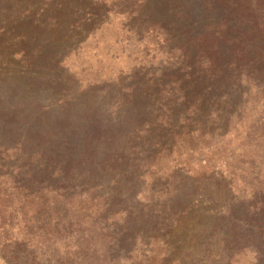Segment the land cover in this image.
I'll return each instance as SVG.
<instances>
[{"label":"rangeland","instance_id":"obj_1","mask_svg":"<svg viewBox=\"0 0 264 264\" xmlns=\"http://www.w3.org/2000/svg\"><path fill=\"white\" fill-rule=\"evenodd\" d=\"M166 1L0 0V264H264V40Z\"/></svg>","mask_w":264,"mask_h":264},{"label":"trees","instance_id":"obj_2","mask_svg":"<svg viewBox=\"0 0 264 264\" xmlns=\"http://www.w3.org/2000/svg\"><path fill=\"white\" fill-rule=\"evenodd\" d=\"M168 1H166L165 19L157 20L155 27L162 31L170 42L175 39L174 42L177 44L173 43L183 51L186 58H198L200 46L207 40L210 43L214 40L213 45L216 42L211 48L212 54L215 55L214 52L218 50V44L221 43L229 26L222 21L226 16L235 20L233 26L229 27L230 33L237 30L255 32L261 35V42L264 40V0ZM236 39V36L229 38L231 41ZM234 51L237 58H241V55L245 57L242 49H234ZM256 232L257 242L253 246L260 250L262 245L264 250V229L261 228Z\"/></svg>","mask_w":264,"mask_h":264}]
</instances>
